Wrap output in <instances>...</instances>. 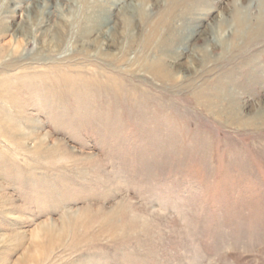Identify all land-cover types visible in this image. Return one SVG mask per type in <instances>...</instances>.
Instances as JSON below:
<instances>
[{
  "label": "rangeland",
  "instance_id": "1",
  "mask_svg": "<svg viewBox=\"0 0 264 264\" xmlns=\"http://www.w3.org/2000/svg\"><path fill=\"white\" fill-rule=\"evenodd\" d=\"M0 264H264V0H0Z\"/></svg>",
  "mask_w": 264,
  "mask_h": 264
}]
</instances>
